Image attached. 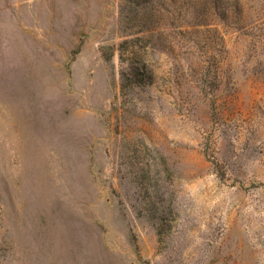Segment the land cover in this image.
<instances>
[{"label": "rangeland", "instance_id": "rangeland-1", "mask_svg": "<svg viewBox=\"0 0 264 264\" xmlns=\"http://www.w3.org/2000/svg\"><path fill=\"white\" fill-rule=\"evenodd\" d=\"M0 264H264V0H0Z\"/></svg>", "mask_w": 264, "mask_h": 264}]
</instances>
